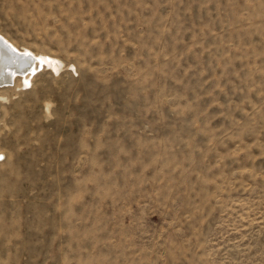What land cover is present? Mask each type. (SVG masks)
Returning <instances> with one entry per match:
<instances>
[{"label": "rangeland", "instance_id": "obj_1", "mask_svg": "<svg viewBox=\"0 0 264 264\" xmlns=\"http://www.w3.org/2000/svg\"><path fill=\"white\" fill-rule=\"evenodd\" d=\"M0 34L60 62L0 87V264H264V0H0Z\"/></svg>", "mask_w": 264, "mask_h": 264}, {"label": "bare ground", "instance_id": "obj_2", "mask_svg": "<svg viewBox=\"0 0 264 264\" xmlns=\"http://www.w3.org/2000/svg\"><path fill=\"white\" fill-rule=\"evenodd\" d=\"M29 52L19 51L17 46L0 34V87H11L17 76H21L26 81L25 85H28L29 77L37 70L39 63L46 62L54 67V70L59 68L60 62H56L55 58L45 55L35 57Z\"/></svg>", "mask_w": 264, "mask_h": 264}]
</instances>
